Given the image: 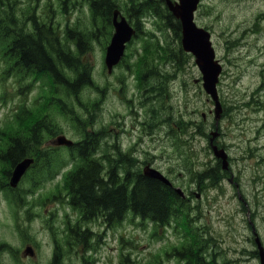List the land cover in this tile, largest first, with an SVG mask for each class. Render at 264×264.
Masks as SVG:
<instances>
[{"label": "rangeland", "instance_id": "obj_1", "mask_svg": "<svg viewBox=\"0 0 264 264\" xmlns=\"http://www.w3.org/2000/svg\"><path fill=\"white\" fill-rule=\"evenodd\" d=\"M15 1L14 12L24 23L34 15L62 29L91 26L83 0ZM124 8V0H119L123 16ZM195 22L210 32L222 66L218 95L223 113L217 142L227 151L229 165L216 183L205 180L198 187L184 171L188 163L216 166L207 139L191 135L185 147L177 143V135L171 138V126L162 120L163 113L175 114L184 122L201 123V132L213 131L212 115H206V122L201 119L213 107L196 81L200 73L193 58L181 70L162 66L167 77L158 104L145 91L152 79L146 76L142 86L137 82L134 66L148 44L165 38L176 44L172 33L159 31V21L152 16L141 22L142 34L127 44L123 61L109 74L103 59L110 37L94 40L86 59L98 89L86 87L79 94L85 108L65 98L85 128L105 129V137L119 150H132L138 161L152 163L175 188L187 191L193 223L211 233L215 257L228 259L227 264H258L249 251L254 247L252 228L264 248V0H201ZM4 44L0 40V138L41 117L56 123L59 132L52 138L44 134L46 147L59 136L80 137L77 123L51 100L54 92L48 81L14 71L3 55ZM65 152L59 148L60 157L65 158ZM55 163L47 171L39 165L24 174L14 193L20 202L14 203L12 194L0 189V264H50L56 239L63 243L60 264H85L83 259L87 264H186L171 254L186 237L185 229L175 224L158 228L129 214L113 225L101 220L84 223L90 235L87 246L65 244L78 215L65 201L64 171Z\"/></svg>", "mask_w": 264, "mask_h": 264}, {"label": "trees", "instance_id": "obj_2", "mask_svg": "<svg viewBox=\"0 0 264 264\" xmlns=\"http://www.w3.org/2000/svg\"><path fill=\"white\" fill-rule=\"evenodd\" d=\"M83 1L88 4L91 26L62 29L56 22L40 21L34 15L28 18L27 23L21 22L13 8L16 1L0 0V40L5 42L3 55L17 73L33 74L48 81L54 92L51 100H55L60 110L67 112L77 123L80 135L73 140L71 146L65 147L67 152L63 158L59 155L55 139L52 145H44L48 141L45 133L51 138L59 134L56 123H51L50 120L46 121L41 117L25 129L18 126L15 130L3 133L0 138V189L10 192L14 203L20 202L21 197L14 194L17 188L9 187V178L13 168L25 158L34 160L30 171H35L39 165L47 171L53 162H56L53 166L57 168L70 163L72 169L66 175L64 191L80 219L65 237L64 243L68 246L72 243L87 246L90 235L84 228L85 222L101 220L105 225H113L120 223L126 214L131 213L158 227L173 222L185 229L186 237L180 247L172 248L171 254L186 264H227L228 259L215 257V243L211 233L205 227L201 228L202 226L193 223L194 214L187 200L180 197L173 187L145 176L140 161L131 153L132 150H119L116 144L107 140L105 129L85 128L75 114L74 107L66 100L65 97L73 99L85 108L79 94L86 87L98 89L89 73L86 55L94 40L104 35L111 36L112 13L118 9L119 2ZM124 2V15L136 31L134 38L142 34L141 22L146 16L159 21V31L170 32L175 38V46L167 38L160 43L156 39L153 46L148 44L144 48L145 55L134 66L137 82L141 86L146 76L152 79L145 91L158 104L163 98V80L167 77L162 66L181 70L191 56L181 49L179 21L169 13L161 0ZM154 59L156 63H153ZM99 91L103 93L104 89ZM162 115V120L171 126V138L174 139L177 135V143L183 142L185 147L191 135L208 136L206 132H201V123L194 125L197 121L192 124L182 121L175 114ZM182 138L184 141H181ZM188 165L189 163L184 168L185 174L191 176L193 182L197 181L198 187L205 180L209 184L216 183L217 175L221 178L225 173L222 172L219 161L215 167L203 166L205 169ZM56 242L50 264H60L62 249L59 244L63 243L59 239ZM249 254L253 258L257 257L255 249L249 251ZM83 262L88 263L86 259Z\"/></svg>", "mask_w": 264, "mask_h": 264}, {"label": "water", "instance_id": "obj_3", "mask_svg": "<svg viewBox=\"0 0 264 264\" xmlns=\"http://www.w3.org/2000/svg\"><path fill=\"white\" fill-rule=\"evenodd\" d=\"M198 3L199 0H178L177 2L165 0L168 11L180 22L181 48L185 53H189L194 58V63L201 75L202 89L213 102L214 120L217 122L222 109L216 86L222 67L218 60L215 59V52L210 41V33L204 28L198 27L194 22V12L197 9ZM112 26L114 32L106 47L104 58V63L108 72L120 61L124 54L126 43L130 41L135 33L133 28L118 11L113 12ZM216 134V132H213L211 139H213ZM56 144L69 146L72 142L61 136L56 140ZM212 151L214 156L222 161V168L226 169L227 156L224 150H217L216 147H212ZM31 162V159H25L15 166L10 178V185L12 187L16 186L20 177ZM144 175L150 178H156L168 184V181L158 171L149 167L144 170ZM176 192L182 196V192L179 189H177ZM255 242L258 248L259 263L264 264V249L257 237Z\"/></svg>", "mask_w": 264, "mask_h": 264}, {"label": "flooded vegetation", "instance_id": "obj_4", "mask_svg": "<svg viewBox=\"0 0 264 264\" xmlns=\"http://www.w3.org/2000/svg\"><path fill=\"white\" fill-rule=\"evenodd\" d=\"M216 143V142H215Z\"/></svg>", "mask_w": 264, "mask_h": 264}]
</instances>
